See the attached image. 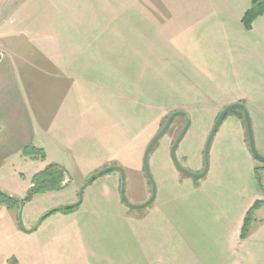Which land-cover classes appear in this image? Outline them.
Instances as JSON below:
<instances>
[{
    "label": "rangeland",
    "instance_id": "rangeland-1",
    "mask_svg": "<svg viewBox=\"0 0 264 264\" xmlns=\"http://www.w3.org/2000/svg\"><path fill=\"white\" fill-rule=\"evenodd\" d=\"M251 3L220 0L217 9L201 18L184 12L144 20L147 34L142 51L109 52L115 64L94 68V77L108 81L114 89V96H108V100L101 89H93L89 97L86 83H72L79 106L87 109L88 98L94 103L98 131L92 141L99 150L106 147L105 157L110 160L97 162L101 155L96 162L95 157H68L57 163L65 169L60 188L33 195L20 210L0 204V264H108L110 258L106 256L112 252L107 236L113 235L112 220L122 225L130 219L139 220L159 199L163 204L187 206L190 196L184 192L194 187H203L205 202L245 206L246 212L255 201H261L259 207L264 205V162L250 153L244 116L239 115L238 108L224 116L214 133L203 177L183 174L170 157V145L185 123L182 115L174 117L149 152L152 180L142 166L144 149L166 116L173 110H183L190 123L176 148V157L186 169L200 171L212 124L222 108L234 102L245 105L255 147L264 156V15L246 27L242 18ZM93 165V171L108 165L123 168L124 195L129 203L144 202L153 181V201L141 208L118 202L121 177L118 181V171L112 170L85 185L78 206L68 211L58 209L31 229L48 210L77 200L78 188L92 174L87 169ZM15 169L24 174H0V189L23 197L33 174L29 167ZM214 215L218 212L206 219ZM249 220L250 230L253 216ZM76 222L81 231H71L69 224ZM66 235H72V239L64 241Z\"/></svg>",
    "mask_w": 264,
    "mask_h": 264
},
{
    "label": "crops",
    "instance_id": "crops-1",
    "mask_svg": "<svg viewBox=\"0 0 264 264\" xmlns=\"http://www.w3.org/2000/svg\"><path fill=\"white\" fill-rule=\"evenodd\" d=\"M218 1L0 0V174H24L22 166L34 174L68 157L96 162L101 155L97 162H108L106 147L99 150L92 141L98 131L94 103L88 98L87 109L79 106L72 83H86L89 97L101 89L108 100L114 89L94 77V68L115 64L109 52L142 51L144 20L184 12L201 18ZM27 145L42 148L45 158L24 155ZM184 193L190 196L187 206L159 199L127 226L112 220L108 264H264V205L255 209L242 238L245 206L205 202L203 187ZM212 212L218 215L206 219ZM69 226L81 231L79 222ZM71 239L66 235L64 241Z\"/></svg>",
    "mask_w": 264,
    "mask_h": 264
},
{
    "label": "water",
    "instance_id": "water-1",
    "mask_svg": "<svg viewBox=\"0 0 264 264\" xmlns=\"http://www.w3.org/2000/svg\"><path fill=\"white\" fill-rule=\"evenodd\" d=\"M234 108H238L243 116H244V120H245V124H246V130H247V135H248V147L250 150V153L252 154V156L259 160V161H263L264 162V156L261 155L256 147H255V143H254V139H253V133H252V127H251V121H250V117L249 114L247 112V109L245 107V105L241 102H234L231 104L226 105L225 107L222 108V110L218 113L217 117L215 118L212 127L210 129V132L206 138L205 144H204V148H203V157H204V166L203 168L198 171H191L186 169L185 167H183L180 162L178 161L177 157H176V148L179 144V142L181 141V139L183 138L189 123H190V118L189 115L183 111V110H173L172 112L169 113V115L167 116L165 122L163 123V125L160 127V129L153 135V137L149 140V142L147 143L144 152H143V156H142V166L144 169V172L146 174V176L152 180L151 178V174L149 171V166H148V156H149V152L152 148V146L154 145V143L156 141H158V139L166 132V130L168 129L171 121L173 120V118L176 115H182L185 119V123L182 127V129L180 130L179 134L176 136V138L174 139V141L172 142V144L170 145V157L172 159L173 164L175 165V167L182 172L185 175L194 177V178H200L202 176L205 175L206 171H207V167H208V149H209V145L211 142V139L214 135V133L216 132L221 120L224 118V116L232 109ZM110 170H117L120 174L121 177V184H120V195H121V200L123 201V203H125L128 207L130 208H141V207H146L147 205H149L155 196V187L152 181V186H151V193L150 196L144 201L141 202L139 204H133V203H129L124 195V178H123V168H121L120 166L117 165H108L105 166L99 170H97L96 172L90 174L89 176H87L82 183L80 184L79 188H78V192H77V200L72 203V204H68L66 206H72V205H78L81 200H82V190L85 187V185L92 179H95L96 177H98L99 175H101L102 173L108 172ZM61 207V206H60ZM59 207H54L50 210H48L46 213H44L40 219L38 220V222L36 223V226H34L31 229L36 228L42 221L43 217L49 213L51 210L53 209H57Z\"/></svg>",
    "mask_w": 264,
    "mask_h": 264
},
{
    "label": "trees",
    "instance_id": "trees-1",
    "mask_svg": "<svg viewBox=\"0 0 264 264\" xmlns=\"http://www.w3.org/2000/svg\"><path fill=\"white\" fill-rule=\"evenodd\" d=\"M263 13H264V0H252L251 6L249 8H247V10L245 11L244 16L242 18V21L246 27H249L251 22H253L258 16L262 15ZM230 111H233V110H230ZM239 115H241L243 117L242 112H239ZM166 118H167V116H166ZM173 120H174V118H173ZM173 120L171 121V123L173 122ZM157 142L158 141H156L154 143L151 150L155 147ZM22 153L24 155H28V156L33 157V158L39 157L41 159H44V157H45L42 148H38L34 145L25 146L22 150ZM102 167H104V166H102ZM97 170H95L91 173H94ZM110 171H112V170H110ZM110 171H108V172H110ZM64 173H65V169L62 166H60L54 162L48 163L46 166H44L42 169H40L39 171H37L36 173H34L31 176L30 186L27 189L25 196L19 197L16 195H11V194H8V193H6L0 189V204H4L10 208L15 207L16 210H20L21 207L26 202H28L32 199L33 195H35L37 193H43L47 190H55V189L60 188L59 183H60V180H61ZM256 178L257 179L259 178L257 174H256ZM92 180H90L88 183H90ZM78 205L62 206V207H59L57 209H53L49 213H47L43 217V219L58 209L68 211V210L75 208ZM260 205H261V201H255L252 204V206L249 208V210L246 212V215H245V218L243 221V225L241 228V233H240V236L242 238H244L249 232L248 231L249 230V222H250L249 218L251 219V217L253 216L254 210L257 209Z\"/></svg>",
    "mask_w": 264,
    "mask_h": 264
}]
</instances>
